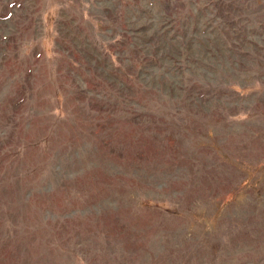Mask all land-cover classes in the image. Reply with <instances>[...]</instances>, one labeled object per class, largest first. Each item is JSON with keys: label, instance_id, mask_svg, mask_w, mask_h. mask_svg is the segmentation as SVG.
I'll return each instance as SVG.
<instances>
[{"label": "rangeland", "instance_id": "rangeland-1", "mask_svg": "<svg viewBox=\"0 0 264 264\" xmlns=\"http://www.w3.org/2000/svg\"><path fill=\"white\" fill-rule=\"evenodd\" d=\"M0 264H264V0H0Z\"/></svg>", "mask_w": 264, "mask_h": 264}, {"label": "bare ground", "instance_id": "bare-ground-1", "mask_svg": "<svg viewBox=\"0 0 264 264\" xmlns=\"http://www.w3.org/2000/svg\"><path fill=\"white\" fill-rule=\"evenodd\" d=\"M130 212V211H129Z\"/></svg>", "mask_w": 264, "mask_h": 264}]
</instances>
